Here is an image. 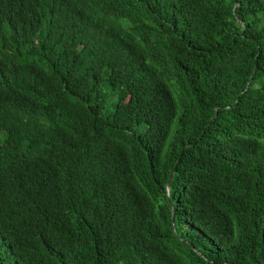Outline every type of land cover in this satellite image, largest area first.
I'll return each mask as SVG.
<instances>
[{"label":"trees","instance_id":"trees-1","mask_svg":"<svg viewBox=\"0 0 264 264\" xmlns=\"http://www.w3.org/2000/svg\"><path fill=\"white\" fill-rule=\"evenodd\" d=\"M0 264H264V0H0Z\"/></svg>","mask_w":264,"mask_h":264},{"label":"water","instance_id":"water-1","mask_svg":"<svg viewBox=\"0 0 264 264\" xmlns=\"http://www.w3.org/2000/svg\"><path fill=\"white\" fill-rule=\"evenodd\" d=\"M173 172H174V170L171 171V174H170V176H169V181H168V183H167V190H168L169 187H170V181H171V178H172ZM169 202H170V201H169ZM170 207H171V210H172L171 222H172V225H173L175 214H174V209H173V205H172L171 202H170Z\"/></svg>","mask_w":264,"mask_h":264}]
</instances>
